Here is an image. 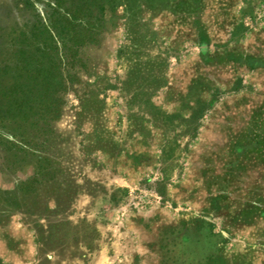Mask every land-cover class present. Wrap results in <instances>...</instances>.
<instances>
[{
	"label": "rangeland",
	"instance_id": "rangeland-1",
	"mask_svg": "<svg viewBox=\"0 0 264 264\" xmlns=\"http://www.w3.org/2000/svg\"><path fill=\"white\" fill-rule=\"evenodd\" d=\"M122 2L0 144V264H264V0Z\"/></svg>",
	"mask_w": 264,
	"mask_h": 264
},
{
	"label": "trees",
	"instance_id": "trees-1",
	"mask_svg": "<svg viewBox=\"0 0 264 264\" xmlns=\"http://www.w3.org/2000/svg\"><path fill=\"white\" fill-rule=\"evenodd\" d=\"M122 1L56 0L33 26L14 30L8 59L0 61V144L17 148L11 139L25 136L26 127L47 116L61 85L64 56H76L80 47L96 43L107 13L122 7ZM124 1L130 8L139 2Z\"/></svg>",
	"mask_w": 264,
	"mask_h": 264
}]
</instances>
